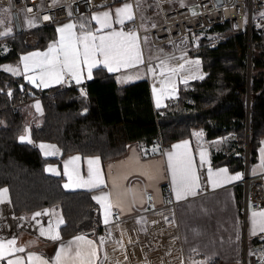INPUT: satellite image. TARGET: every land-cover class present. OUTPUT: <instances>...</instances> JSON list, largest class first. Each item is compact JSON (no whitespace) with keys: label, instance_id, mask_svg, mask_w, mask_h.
Returning a JSON list of instances; mask_svg holds the SVG:
<instances>
[{"label":"trees","instance_id":"trees-1","mask_svg":"<svg viewBox=\"0 0 264 264\" xmlns=\"http://www.w3.org/2000/svg\"><path fill=\"white\" fill-rule=\"evenodd\" d=\"M212 30L227 38L211 48L202 37L192 50L201 57L206 76L181 85L179 97L162 109L155 108L147 80L121 84L103 67L94 70L85 92L64 85L35 89L22 77L0 69V188L9 187L15 213L28 218L41 208L59 206L66 221L61 227L64 237L93 233L101 223L92 192L65 189L61 177L47 172L50 159L34 143L20 139L28 123L23 104L31 97H38L43 108L39 123L31 126L32 141L56 143L64 155L79 153L106 161L124 155L131 143L148 147L161 140L169 147L192 138L201 128L207 139L232 135L223 148L212 149V159L213 165L236 171L245 169L250 94L252 164L264 135V29L252 34L251 69L250 36L233 32L228 23ZM5 38L8 51L3 55ZM56 38L55 25L16 29L13 36L0 39V64H17L23 52L46 48ZM13 103L18 104L17 111L12 109ZM235 193L243 213L242 184L235 187Z\"/></svg>","mask_w":264,"mask_h":264},{"label":"crops","instance_id":"crops-1","mask_svg":"<svg viewBox=\"0 0 264 264\" xmlns=\"http://www.w3.org/2000/svg\"><path fill=\"white\" fill-rule=\"evenodd\" d=\"M99 2L100 7L95 11L76 19L61 21L55 25L56 29L59 25L71 21L76 24L75 31L78 35L88 31L94 35H100L111 29H101L96 20L92 18L93 14L110 11L113 29H122L125 32L135 31L138 34L143 59L142 64L110 73L114 74L116 80L121 84L147 80L155 108L162 109L171 100L177 99L180 95L181 85H188L192 81L201 80L206 76L201 57L193 54L192 51L174 52L169 45L154 46L148 34L140 36L138 24L142 30L146 31L160 21L155 2L154 9L152 0H141L142 19L137 3L135 6L127 0H99ZM183 2H191V0H184ZM125 3L132 5L133 18L125 20L124 24L121 25L116 19V9ZM89 22L94 24L93 28H90ZM81 24L85 26L83 29L80 27ZM201 35H203L202 32L197 34V36ZM145 37H147L146 40ZM58 40L59 33L57 32V38L52 42ZM48 46L23 52L19 62L13 64L14 67H19V74L6 72L22 77L25 83H28L32 88L48 89L57 85H64L67 88L82 87L93 79L95 69L103 67L107 70L103 65H96L92 69V76L88 77L85 65L84 78L79 83L65 76L61 83H51L48 87H36L35 84L25 79L26 75L32 73L23 71L21 58L31 52H44ZM196 60H199V65L194 63ZM161 61L166 62L164 71H161L159 67ZM180 64L184 65L183 69L175 73L168 71V69ZM149 66L154 72L148 70ZM118 77L122 79H118ZM123 77L129 78L123 79ZM153 88L157 91L153 92ZM158 98L159 106L157 104ZM37 101L39 102V110H33L34 113L29 114L27 131L25 130L23 133L28 138L23 141L34 143L42 156L50 159L46 163V170L51 175L61 177L63 186L73 182L65 172L66 162H68V173L74 177V169L78 168L80 176L87 180L89 175L87 157L89 156L79 153L64 155L63 150L56 143L32 141L31 126L39 123L43 108L38 97H31L27 101L36 107ZM230 136L232 135L228 134L215 139H207L204 129L199 128L194 132L192 138L183 139L189 142L194 164L200 177L201 188L197 190L196 196H189L178 201L176 207L166 205L164 199L165 187L172 188L167 152L173 151L172 145L182 140L171 144L164 150L158 142L148 147L144 143L134 142L128 146L126 153L122 156L106 161L99 156V166L105 181L104 185H97L94 188L64 187L67 190L91 191L93 197L100 195L101 192H109L113 201H119L120 207H117L115 203L113 204L112 215L106 225L103 208L96 200L100 208L101 223L97 227V231L93 233L79 232L64 237L61 234V227L66 221L59 206L41 208L28 218L16 214L9 187H1L0 189L7 188L8 191L6 198L0 200V241L4 242L5 247H7V242L15 239V247H22L23 251L10 252L7 257L0 259V264H8L9 259L15 260L17 257L22 258V264H31L28 259L29 253H36L48 260L49 264H52L61 243L68 245L69 242H73L74 247L73 238L80 235L95 241L97 245H99L101 237L105 238V243L99 247L100 260L97 264H116V261H119V264H243L245 247L251 251L264 244V232L257 229L253 234L251 231V213L262 209H250L247 214L241 213L236 199L235 187L241 185L245 171H233L227 165H213L212 149L220 150L223 148L225 140ZM41 144L45 147L42 148ZM48 145H53L55 148H49ZM201 149L206 152V159L203 164L200 160ZM262 149H264V135L258 147L256 160L250 164L249 172L251 175H257L264 171ZM45 152L49 154L45 155ZM77 155L80 156V160L70 161L71 157ZM50 165L53 166L54 170H49L48 166ZM209 168L213 171L227 168L229 174L239 172L242 175L237 180H232L213 189L208 182ZM149 194H152L151 200L148 199ZM36 213H40V215L37 216ZM244 215L249 216L248 228L246 223L244 224ZM61 216L64 223L60 224L57 229L59 239L53 240L41 234V227L47 229L50 224L55 227L57 219ZM118 241L123 244V248L120 247ZM105 252L108 254L107 259L104 258Z\"/></svg>","mask_w":264,"mask_h":264},{"label":"snow or ice","instance_id":"snow-or-ice-1","mask_svg":"<svg viewBox=\"0 0 264 264\" xmlns=\"http://www.w3.org/2000/svg\"><path fill=\"white\" fill-rule=\"evenodd\" d=\"M30 10V9H29ZM195 14V12L193 13ZM50 17L45 16L44 19L48 20ZM93 19L100 25L101 29L108 28L110 31L103 32L100 35H94L91 31L81 32L79 35L75 31L76 24L68 22L59 25L56 31L59 33V40L49 44L48 48L44 52L36 51L31 52L23 56V71L25 73L31 72V75H26L25 79L35 84L36 87H48L51 83H61L65 76L74 79L79 83L84 78V66L87 67V76H92V69L96 65H103L109 72H118L121 69H127L133 65L142 64V54L139 47V37L135 31L125 32L122 29L116 30L112 28V15L110 11L93 14ZM133 18L132 5L125 3L122 7L116 9V19L121 25L125 20H131ZM2 22V21H0ZM32 20H29V24ZM81 29L85 26L80 25ZM11 31V28H6L4 33L0 35H6ZM147 37H145V40ZM164 61L160 62L159 67L161 71L165 70ZM188 63V61H185ZM199 65V60L194 61ZM7 71L13 74H19V67L6 65L4 66ZM184 65L180 64L174 68L168 69V71L175 73L180 69H183ZM149 71L154 70L149 66ZM129 77H123L128 79ZM118 79H122L118 77ZM186 82V78H185ZM157 90L153 88V92ZM9 94L11 92L9 91ZM159 106V98L157 99ZM37 109L39 110V102L37 101ZM27 131V130H26ZM28 137L22 135L21 140H25ZM44 148L45 145L41 144ZM49 148H55L53 145H48ZM173 151L167 152L168 168L171 171L172 188L177 201L184 200L189 196H196L197 190L201 188L200 177L197 173L193 156L189 148V142L182 140L177 144L172 145ZM264 153V149H262ZM45 152V155H48ZM206 159L205 150H200L201 163ZM80 156H73L70 161H78ZM88 160V178L85 180L79 174V169L75 168V176L68 173V162L65 163V172L69 175V179L72 183H66L65 188L68 187H86L94 188L97 185H104L105 181L99 166V156H89ZM264 163V160H262ZM49 170H54L53 166H48ZM241 173L229 174L227 168H220L213 171L211 168L208 170V182L213 189L222 186L232 180H237L241 177ZM7 188L0 189V200L6 198ZM97 200L103 208L104 223H109L112 215V207L115 203L117 207H120L119 201H113L111 199V193L101 192L100 195L93 197ZM151 199V197H149ZM170 202V201H169ZM35 215H40L36 213ZM170 223L172 221H169ZM63 217H59L56 222V226L51 224L47 229L41 227V234L48 236L53 240L59 239L58 226L63 224ZM155 223V221H153ZM252 233L254 234L257 229L264 232V209L260 211H253L251 213ZM239 239V236H237ZM73 242H69L68 245L61 243L60 249L56 252V256L52 264H97L100 260L99 247L105 243V238H100L99 245L95 241L87 239L86 236L80 235L73 238ZM120 243V247L123 248V244ZM15 239L7 242L5 247L4 242L0 241V259L7 257L12 251H23L22 247H15ZM114 251V250H113ZM107 252L104 253V258L107 259ZM31 264H49V261L44 257L36 254L29 253L28 256ZM8 264H22V258L17 257L15 260H8ZM119 264V261H116Z\"/></svg>","mask_w":264,"mask_h":264},{"label":"built area","instance_id":"built-area-1","mask_svg":"<svg viewBox=\"0 0 264 264\" xmlns=\"http://www.w3.org/2000/svg\"><path fill=\"white\" fill-rule=\"evenodd\" d=\"M136 6V0H127ZM159 11L160 21L148 30H142L138 24L140 36L148 34L154 46L170 45L174 52L192 51L199 44L193 38L203 30H209L218 24L228 23L233 32H244L252 36L254 31L264 29V0H155ZM1 4L9 6L12 11L36 20V25H56L61 21L76 19L89 14L100 7L99 0H0ZM197 4L198 11L191 10V5ZM30 9V10H29ZM50 17L45 20L44 17ZM0 33L4 28L0 24ZM219 34V32L217 31ZM5 35H0L2 39ZM225 37L209 40L208 46L217 47ZM227 38V37H226ZM82 92L85 87L76 86ZM13 98V94H9ZM12 109L18 110V104L13 103ZM161 148L165 144L159 140ZM247 158V157H246ZM249 163L245 164V177L241 181L244 186L243 212L250 209L264 208V171L251 175ZM164 199L168 206L176 207L172 188L165 187ZM152 194L148 195V199ZM150 199V200H151ZM170 201V202H169ZM243 264H264V244L251 251L244 248Z\"/></svg>","mask_w":264,"mask_h":264},{"label":"rangeland","instance_id":"rangeland-1","mask_svg":"<svg viewBox=\"0 0 264 264\" xmlns=\"http://www.w3.org/2000/svg\"><path fill=\"white\" fill-rule=\"evenodd\" d=\"M136 3H137V7H138V11H139V15H140V18L142 19V2L141 0H136ZM191 10L193 12H196L198 11V6L197 4H192L191 5ZM12 9L9 7V6H6L4 4H1L0 3V24L3 26L4 28V32H5V29L6 28H11V31L8 32L5 37H9V36H13V34H15L16 32V26H15V23H14V20H13V16H12ZM20 19H21V24L23 26V29H30V28H33L36 24H35V20L34 19H30L26 16H24L23 14L20 15ZM29 20H32V23L29 24ZM204 33H208V34H203L201 36H194L193 38L195 39L196 44L200 41V39L202 37H206V39L209 41L211 40H215L217 38H220L221 35L218 34L217 32H213L212 29L211 30H203ZM226 39V38H224ZM223 41V40H222ZM6 43V38L2 41V44H5ZM170 46V45H169ZM171 47V46H170ZM8 51V46L5 44L4 47H3V50H2V54H6ZM6 65H12V66H15L13 65V63L11 62H5V63H1L0 64V69H3L5 71L6 68L4 66ZM250 94H249V98H250ZM37 107L34 106L33 104L31 103H25L23 104V111H24V114L27 118H29V114L31 113H34V111H36ZM34 110V111H33ZM33 111V112H32ZM3 123V121L0 119V125ZM201 129V128H200ZM232 136H230L229 138H227L225 140V143L227 141H229V139L231 138ZM243 220H244V224L246 223V227L248 228L249 227V216L248 215H244L243 216Z\"/></svg>","mask_w":264,"mask_h":264},{"label":"water","instance_id":"water-1","mask_svg":"<svg viewBox=\"0 0 264 264\" xmlns=\"http://www.w3.org/2000/svg\"><path fill=\"white\" fill-rule=\"evenodd\" d=\"M221 2V0H219ZM13 19H14V23L16 26L17 31H21L23 29V26L21 24V19L19 14L14 11L12 13ZM251 38H250V57H249V66L251 69ZM251 76V74H250ZM250 98H249V107H248V119H247V137H246V156H247V161L249 160V130H250Z\"/></svg>","mask_w":264,"mask_h":264},{"label":"bare ground","instance_id":"bare-ground-1","mask_svg":"<svg viewBox=\"0 0 264 264\" xmlns=\"http://www.w3.org/2000/svg\"><path fill=\"white\" fill-rule=\"evenodd\" d=\"M250 38L252 39V36H250ZM245 170V169H244ZM243 207H244V202H243Z\"/></svg>","mask_w":264,"mask_h":264}]
</instances>
